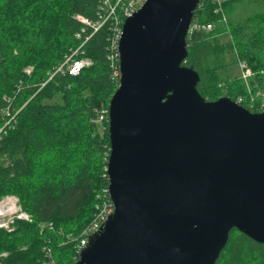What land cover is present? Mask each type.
<instances>
[{
	"label": "water",
	"instance_id": "obj_1",
	"mask_svg": "<svg viewBox=\"0 0 264 264\" xmlns=\"http://www.w3.org/2000/svg\"><path fill=\"white\" fill-rule=\"evenodd\" d=\"M201 0H148L123 26L109 103L115 210L75 264H216L238 230L264 244V112L207 101L185 66Z\"/></svg>",
	"mask_w": 264,
	"mask_h": 264
},
{
	"label": "trees",
	"instance_id": "obj_2",
	"mask_svg": "<svg viewBox=\"0 0 264 264\" xmlns=\"http://www.w3.org/2000/svg\"><path fill=\"white\" fill-rule=\"evenodd\" d=\"M247 1L256 11L226 24L219 23L209 4L195 12L194 18L214 23L215 28L188 37L184 65L199 73L198 90L207 101L242 99V106L257 113L259 102L252 107L243 81H222L223 66L213 62L216 35L229 32L228 49L254 73L252 94L264 91V0ZM242 2L224 0L229 18ZM101 4L102 0H0V106H5L6 97L20 110L16 127L0 147V200L17 196L33 219L17 220L13 231L0 232V264H75L79 236L109 185V123L99 122V117L118 88L109 59L111 25L77 37L84 28L77 17L96 20ZM86 36L90 37L83 51L93 66L78 76L51 78ZM28 67H33L30 75L25 72ZM216 264H264V244L233 230Z\"/></svg>",
	"mask_w": 264,
	"mask_h": 264
},
{
	"label": "built area",
	"instance_id": "obj_3",
	"mask_svg": "<svg viewBox=\"0 0 264 264\" xmlns=\"http://www.w3.org/2000/svg\"><path fill=\"white\" fill-rule=\"evenodd\" d=\"M148 0H102V4L98 10V18L96 20H89L83 17H78V20L84 24V26L90 29L91 33L95 34L102 27L110 24L112 37L110 41V52L109 59L112 65V80L115 81L117 87L120 84V53L119 44L123 34V26L125 21L132 17ZM203 4H209L213 7V13L218 18L219 23H228L229 19L224 9V0H201L198 9H201ZM215 28L214 23H203L199 19L194 18L189 32L188 37H191L198 32H211ZM77 37H81L78 33ZM90 37V36H89ZM86 36L84 44L79 50L77 58H71L70 56L66 61L58 67L55 72L51 75L53 78L57 74L78 76L81 72L88 67L93 65V61L87 57H81L84 55L83 46L89 40ZM238 66L241 72L240 79L246 85L248 91L251 94V100L254 103L252 107L259 102L257 107L258 112H264V91H258L255 95L251 92L250 82L254 77L252 69L248 66L245 61L238 59ZM5 106H0V147L8 132L16 127L18 122L19 109L12 104V99L3 98ZM242 99L237 102L241 104ZM253 109V108H252ZM109 110H103L99 117V122L105 120L108 121ZM109 181V177L107 175ZM100 204L96 207V214L91 223L81 232L79 236L78 245V258L80 253L88 245L89 238L101 231L110 215L114 212V203L111 200L109 193V185L104 189L103 194L100 195ZM15 220H26L32 221L30 215L25 213L19 204V200L14 196H5L0 200V230L5 229L12 225ZM47 257L51 258V252L46 249ZM43 264H52L50 261L44 262Z\"/></svg>",
	"mask_w": 264,
	"mask_h": 264
},
{
	"label": "rangeland",
	"instance_id": "obj_4",
	"mask_svg": "<svg viewBox=\"0 0 264 264\" xmlns=\"http://www.w3.org/2000/svg\"><path fill=\"white\" fill-rule=\"evenodd\" d=\"M255 11H256L255 6L250 4V2H248L247 0H244V2L236 5L234 13L231 15L230 18L228 17V19L232 20V21L243 20V19L247 18L249 15H252ZM215 41H216L215 48L218 51H217V55L213 58V62H214V64L216 63L215 65L217 67H219L220 65L223 66L219 70V76H220L221 80L226 81V80H233V79L240 78L241 72H240V69L238 66V62H237L236 51L235 50L232 51V50L228 49V46L231 42L230 33L229 32H225V33L223 32L221 34L216 35ZM222 51H224V52L220 53ZM26 69H32V71H33V67H28ZM14 197H16L19 200V198L17 196H14ZM19 204H20V201H19ZM28 215H30V214H28ZM3 255H2V257H3Z\"/></svg>",
	"mask_w": 264,
	"mask_h": 264
},
{
	"label": "bare ground",
	"instance_id": "obj_5",
	"mask_svg": "<svg viewBox=\"0 0 264 264\" xmlns=\"http://www.w3.org/2000/svg\"><path fill=\"white\" fill-rule=\"evenodd\" d=\"M199 8V7H198ZM79 17V16H78ZM78 17H77V19H78ZM81 17V16H80ZM83 18H85V17H83ZM87 19V18H86ZM87 32V28L84 26V28L82 29V31H81V33H80V35L81 36H83V34H85ZM81 37H79L78 39H80ZM187 40H188V37H187ZM84 44V43H83ZM82 44V45H83ZM80 48H81V46L77 49V50H74V51H72L70 54H69V56L71 57V58H77V56L79 55V50H80ZM68 56V57H69ZM67 57V58H68ZM81 57H86L85 56V52H84V55H82ZM66 58V59H67ZM87 58H89V57H87ZM92 60V59H91ZM63 64V63H62ZM61 64V65H62ZM60 65V66H61ZM89 68V67H88ZM85 69H87V68H85ZM84 69V70H85ZM25 72L28 74V75H30L31 73H32V69H26L25 70ZM53 74V73H52ZM51 74V75H52ZM45 85V84H44ZM109 110V109H108ZM19 113H20V110H19ZM108 122H109V116H108ZM31 217V216H30ZM31 219H32V217H31ZM26 221V220H25ZM32 221H33V219H32ZM32 221H28V222H32ZM15 222H16V220L14 221V223L12 224V225H10L8 228H7V230H5V229H2V230H4V231H8V232H11V231H13V229H14V227H13V225L15 224ZM2 230H0V232L2 231Z\"/></svg>",
	"mask_w": 264,
	"mask_h": 264
}]
</instances>
